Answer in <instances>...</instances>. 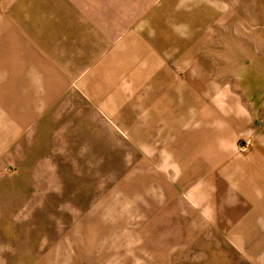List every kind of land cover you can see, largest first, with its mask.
Listing matches in <instances>:
<instances>
[{
  "label": "crops",
  "instance_id": "crops-1",
  "mask_svg": "<svg viewBox=\"0 0 264 264\" xmlns=\"http://www.w3.org/2000/svg\"><path fill=\"white\" fill-rule=\"evenodd\" d=\"M161 8L0 0V186L3 166L44 147L36 140L48 125L105 120L127 138L138 125L139 155L154 156L155 187L169 193L161 203L179 221L163 258L177 262L186 252L187 262L264 264V138L237 148L259 124L242 101L209 100L210 73L197 61L205 58L162 41ZM47 162L43 171L58 169Z\"/></svg>",
  "mask_w": 264,
  "mask_h": 264
},
{
  "label": "rangeland",
  "instance_id": "rangeland-1",
  "mask_svg": "<svg viewBox=\"0 0 264 264\" xmlns=\"http://www.w3.org/2000/svg\"><path fill=\"white\" fill-rule=\"evenodd\" d=\"M146 2L162 7L167 46L205 58L195 60L210 73L209 100L224 96L250 109L260 128L251 141L239 138L237 148L246 151L255 137L263 139L264 0ZM82 109L90 115L88 106ZM83 122L48 125L36 140L44 147H27L18 163L3 166L0 264H200L197 257L185 261L186 252L177 262L163 258L179 221L161 203L169 193L155 187L161 179L154 156L139 155L138 125H130L134 138H127L105 120ZM47 160L58 169L43 171Z\"/></svg>",
  "mask_w": 264,
  "mask_h": 264
}]
</instances>
